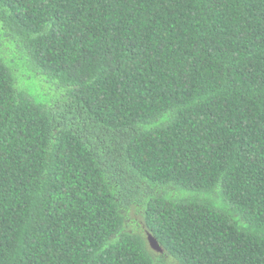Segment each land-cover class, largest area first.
<instances>
[{"label": "trees", "instance_id": "16d2710c", "mask_svg": "<svg viewBox=\"0 0 264 264\" xmlns=\"http://www.w3.org/2000/svg\"><path fill=\"white\" fill-rule=\"evenodd\" d=\"M0 264H264V0H0Z\"/></svg>", "mask_w": 264, "mask_h": 264}, {"label": "water", "instance_id": "95a60500", "mask_svg": "<svg viewBox=\"0 0 264 264\" xmlns=\"http://www.w3.org/2000/svg\"><path fill=\"white\" fill-rule=\"evenodd\" d=\"M148 239H149L150 245L154 249L159 250V251H162L163 250V247L161 246V244L159 243V241L157 240V238L154 237L152 234H149L148 235Z\"/></svg>", "mask_w": 264, "mask_h": 264}]
</instances>
